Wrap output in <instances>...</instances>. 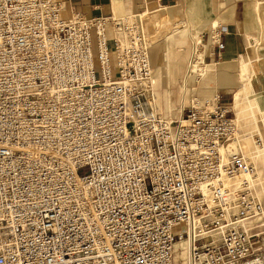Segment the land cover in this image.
Masks as SVG:
<instances>
[{
  "label": "built area",
  "instance_id": "2783aa9c",
  "mask_svg": "<svg viewBox=\"0 0 264 264\" xmlns=\"http://www.w3.org/2000/svg\"><path fill=\"white\" fill-rule=\"evenodd\" d=\"M153 12L0 0V264H264L263 199L225 183L255 171L235 112L218 95L160 111Z\"/></svg>",
  "mask_w": 264,
  "mask_h": 264
},
{
  "label": "crops",
  "instance_id": "0c3cea01",
  "mask_svg": "<svg viewBox=\"0 0 264 264\" xmlns=\"http://www.w3.org/2000/svg\"><path fill=\"white\" fill-rule=\"evenodd\" d=\"M57 1L63 4L65 17L77 12L87 15L114 13L126 16L154 10L151 13L153 19H157L160 13L169 15L168 26L174 22L177 24L174 20L177 18L178 25L171 34L178 36L173 38L171 34L165 35L169 41L166 46L164 41L167 40L157 36L151 48L155 87L162 101L161 112L167 110V98L170 114L181 101L183 103L184 99L180 97L186 86L183 94L186 103L190 102V91L199 90L204 97L215 93L223 104L232 107L235 94L244 87L249 78L258 90V96L264 98V0ZM215 24L226 27L222 49L210 42L209 35ZM185 25L189 30L207 33L200 74L191 72V60L189 65L177 50L179 45L187 43V34L184 32L188 29ZM244 66L249 71L243 72ZM195 74L199 76V80L195 78Z\"/></svg>",
  "mask_w": 264,
  "mask_h": 264
},
{
  "label": "bare ground",
  "instance_id": "6f19581e",
  "mask_svg": "<svg viewBox=\"0 0 264 264\" xmlns=\"http://www.w3.org/2000/svg\"><path fill=\"white\" fill-rule=\"evenodd\" d=\"M162 20H168V16L161 15L160 13V17L157 18L155 21H152L151 18H147L146 29L151 32L153 28L157 27L161 23ZM150 24H151V27L149 28ZM193 54H194V57H192V60H191L192 65L190 63L191 71L193 73L200 74V71L202 70L200 63L202 62V59H203V48L197 49ZM245 65L247 66V64ZM246 66H244L243 72L249 71L247 70ZM258 93L259 92L256 89V87H254L253 82H251V80L248 79V82L244 85V87L239 89L237 93L235 94L234 104L232 107L236 114L235 122L237 123L239 130L244 128L247 125L248 127L249 125H251L259 129L260 127V121L258 120L259 115L264 121V98L258 96ZM231 146L238 147L240 150H242L246 156H248L252 161H254L256 166H255L254 173H242L241 175L237 177H227L225 179L226 185L231 186V187H236L243 180H247V178H252V175H254L255 179L259 182L260 191L262 192V190L264 189V147L255 148L251 143V135H249L245 131L240 132L239 138L237 141L234 139L232 140ZM259 163H261V167ZM240 178H246V179H242L239 182ZM248 181L251 183V185L253 184L250 180ZM259 221H263L262 224H264V215L255 220V222H259Z\"/></svg>",
  "mask_w": 264,
  "mask_h": 264
},
{
  "label": "rangeland",
  "instance_id": "374dc122",
  "mask_svg": "<svg viewBox=\"0 0 264 264\" xmlns=\"http://www.w3.org/2000/svg\"><path fill=\"white\" fill-rule=\"evenodd\" d=\"M159 15V14H158ZM163 15V14H162ZM165 16H169V15H167V14H165ZM160 16H158V18H159ZM156 19H154V20H152V21H155ZM175 21H176V23L177 24H172L171 26H168V24H169V22H168V20H162L161 21V23L157 26V27H159V35H153V36H150L149 38H152L151 40L152 41H156V39H157V36H160L161 38H165L166 39V36L165 35H167V34H171V33H173L174 31H175V26H177L178 25V20H177V18L176 19H174ZM150 23H151V21H150ZM168 26V27H167ZM186 26V25H185ZM151 27V24L149 25V28ZM161 27V28H160ZM186 28L188 29L187 31H185L184 32V34H187V43L186 44H184V45H179L178 46V48H177V50H178V52H179V54H181L184 58H185V60L187 61V63L190 65V60L192 59V55H193V53L196 51V49H195V47H194V45L192 44V40H191V36H190V30H189V27L188 26H186ZM154 29V28H153ZM146 32L148 33V30L146 29ZM183 34V35H184ZM172 35V37L173 38H175L176 36H178V34H175V35H173V34H171ZM182 35V34H181ZM167 41H164V46H166L167 44H168V39H166ZM170 40V39H169ZM199 49V48H198ZM205 50L206 49H204V53H205ZM116 71V68L114 67V72ZM99 74V73H98ZM195 78L197 79V80H199V76L197 75V74H195ZM249 79V78H248ZM186 89H187V86H186V88L184 89V93H185V91H186ZM183 93V94H184ZM183 94H182V97H180V99H184V101H183V103H182V101H181V103L180 104H178L177 106H180V105H188V104H190L191 103V100H192V98H193V96H196L197 98H198V100L200 101V104L202 103V101H204L206 98H213L214 97V94L215 93H213V95H211V96H207V97H204V95H203V93H201L199 90H194V91H190V95H189V97H190V102L189 103H186V101H185V97L183 96ZM160 96V95H159ZM172 98V97H171ZM169 98H167V110H166V112H163V113H165V114H170V109H169V105H168V100ZM162 104V101H161V97H159V107H161V104ZM176 106V107H177ZM173 107V106H172ZM161 109V108H160ZM173 113L172 114H176V108H175V110H173L172 111ZM259 115V114H258ZM235 116H236V114H235ZM259 121H260V127H259V129H257V128H255L254 126H251V125H249V127L251 128H249L248 127V125L247 126H245L244 128H242V129H240L239 130V128H238V130H237V134H236V139H234V140H238V138H239V134H240V132L241 131H245V132H247L249 135H251V143H252V145L255 147V148H262V147H264V121L262 120V118L260 117V115H259V119H258ZM237 124V123H236ZM246 128V129H245ZM248 128V129H247ZM253 133V134H252ZM258 136H260L261 138H262V143L263 144H261V145H259L258 144V142H257V137ZM255 141H256V143H255ZM238 148V147H237ZM242 151V150H241ZM243 152V151H242ZM251 160V159H250ZM252 161V160H251ZM253 163H254V161H252ZM255 164V163H254ZM259 165H260V167H261V163H259ZM255 166H256V164H255ZM256 169H257V167H256ZM256 172H257V170H256ZM257 176V175H256ZM242 179H246V178H240L239 179V182L242 180ZM247 180H250L253 184H252V186H253V190L259 195V196H261V198L263 199V202H264V189L262 190V192L260 191V187H259V182L255 179V176L254 175H252V178H247ZM261 223H263V221H260ZM183 235L181 234V233H178L177 234V238H181ZM178 264H180V263H178Z\"/></svg>",
  "mask_w": 264,
  "mask_h": 264
}]
</instances>
